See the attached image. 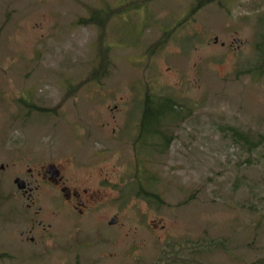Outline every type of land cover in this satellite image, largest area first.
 <instances>
[{"label":"rangeland","instance_id":"374dc122","mask_svg":"<svg viewBox=\"0 0 264 264\" xmlns=\"http://www.w3.org/2000/svg\"><path fill=\"white\" fill-rule=\"evenodd\" d=\"M263 44L264 0H0V264H264ZM147 93L190 110L164 155L134 141ZM41 161L106 178L105 202L78 217L42 191L46 231H20L11 163Z\"/></svg>","mask_w":264,"mask_h":264},{"label":"flooded vegetation","instance_id":"af4514ba","mask_svg":"<svg viewBox=\"0 0 264 264\" xmlns=\"http://www.w3.org/2000/svg\"><path fill=\"white\" fill-rule=\"evenodd\" d=\"M141 119L139 117L137 127ZM136 134L138 135V131ZM30 164L32 163H25L22 168L16 170L17 163H11V169H14L15 174L13 181L15 190L8 196H4L6 200L11 201L12 208L16 209L17 206L20 207V204L27 210L21 214L25 227L20 231H35L36 227H41L40 231H46V228L43 227V220L36 218L42 210L41 206L36 204L43 194L42 191L47 193L49 205L53 208H64L66 213L74 212L78 217L98 210V206L105 202L100 201L101 193L98 186L103 185L107 181L106 178L99 179L97 186L93 189L91 186L74 184L73 177L67 173V169L62 164L47 161H41L38 165L30 166ZM9 166L0 164V170L5 171ZM15 180H20V183H15ZM34 206L35 210L32 211ZM108 222L109 220L107 224ZM49 226L47 225V227ZM20 234L22 235V233ZM32 240L33 238H30V241Z\"/></svg>","mask_w":264,"mask_h":264},{"label":"trees","instance_id":"16d2710c","mask_svg":"<svg viewBox=\"0 0 264 264\" xmlns=\"http://www.w3.org/2000/svg\"><path fill=\"white\" fill-rule=\"evenodd\" d=\"M197 6V5H196ZM91 17L88 21L83 22L86 24H97L102 25L100 22L95 20L96 14L94 11H91ZM264 46V44H263ZM104 70V69H99ZM256 73L259 74L264 79V49L261 52L260 60L258 61V64L255 69ZM99 74L98 70L93 71L91 73V76H94L95 74ZM150 96L149 93L144 95V104L141 106V122L139 123L138 128V135L134 139L135 143L138 147V150H143L145 152V148H152L156 155H164L169 147V144L171 142V134H169V126L170 124L180 121L182 118L187 116L190 112L189 109L186 110L185 113H182L184 109V105L179 100L169 99L167 97H159L160 101L156 103V105H151L149 102ZM164 101L168 104L166 105ZM170 118V119H169ZM223 130H229L232 135V139L234 142L242 143L244 147H247L248 149L252 150L255 147H258V145L261 143V137H258L257 139H251L250 135L233 127H227ZM148 138V139H147ZM154 180L152 177H147L143 183L139 182V191L136 192L137 195L142 196L145 195L148 199H151V202L155 203H162L161 198L159 195L153 191H150L148 189H145L143 187V184H149V181ZM217 245L223 247L222 241L219 240H208L204 239L201 243L198 245H192V248H199L204 247L206 245ZM182 246V245H181ZM186 245H183L181 248H183ZM185 249V248H184ZM193 250V249H192ZM180 250H173L171 253H167V255L164 257H160L159 260L155 264H163V259L165 261L172 259L177 260L178 262H185L186 259L180 258L179 255ZM191 262V260H188ZM166 264V263H165ZM250 264H262V261L256 260Z\"/></svg>","mask_w":264,"mask_h":264},{"label":"water","instance_id":"95a60500","mask_svg":"<svg viewBox=\"0 0 264 264\" xmlns=\"http://www.w3.org/2000/svg\"><path fill=\"white\" fill-rule=\"evenodd\" d=\"M15 183H20V180H15ZM115 222V219H110V221L108 222V224H112Z\"/></svg>","mask_w":264,"mask_h":264}]
</instances>
